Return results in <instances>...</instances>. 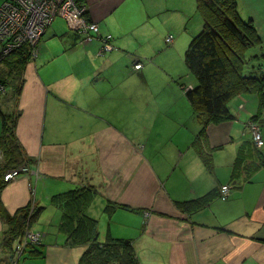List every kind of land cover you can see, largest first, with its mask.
Listing matches in <instances>:
<instances>
[{
  "label": "crops",
  "instance_id": "crops-1",
  "mask_svg": "<svg viewBox=\"0 0 264 264\" xmlns=\"http://www.w3.org/2000/svg\"><path fill=\"white\" fill-rule=\"evenodd\" d=\"M237 2L241 18L252 21L261 37L260 45L246 52L247 73H264V0ZM81 3L100 34L113 36L117 50L97 55L101 41L84 43L66 16L59 15L68 29L54 25L57 18L53 21L40 40V52L26 65L20 96L15 99L8 88L2 98L0 136L3 114H14L31 173L9 181L0 192V264L15 256L16 264H30L24 259L30 246L18 255L19 240H14L13 255L2 239L7 215L29 205L39 210L30 228L42 232L45 241L41 252L31 253L38 260L31 264H82L87 245L68 243L61 228L62 207L53 198L85 186L95 190L84 210L98 219L99 240H131L138 264H264V144L256 147L249 129L251 121L259 124L264 140V88L235 94L228 101L232 117L204 126L188 98L198 81L184 53L203 25L197 0ZM175 11L178 25L172 30L186 42L187 73H172L168 81L177 84L186 76L187 85L168 89L175 105L153 93L156 106L151 107L149 97H137L133 93L141 92L124 84L135 77L147 92L154 75L165 82L144 50L152 38L157 40V24L166 23L163 15ZM135 12L142 21L127 28L126 16ZM173 41L175 45L177 38ZM138 62L143 67L136 70ZM122 97L133 103L122 106ZM94 111L104 115L96 117ZM128 114L144 128L137 135L122 130ZM62 116L65 123L59 120ZM228 184L230 195L222 199L219 190ZM93 204L99 205L100 214L91 213ZM122 219L134 226V233L122 234L115 227Z\"/></svg>",
  "mask_w": 264,
  "mask_h": 264
},
{
  "label": "trees",
  "instance_id": "trees-1",
  "mask_svg": "<svg viewBox=\"0 0 264 264\" xmlns=\"http://www.w3.org/2000/svg\"><path fill=\"white\" fill-rule=\"evenodd\" d=\"M77 1L82 5L81 0ZM197 8L203 18V25L189 43L185 62L196 77L198 86L187 93L197 119L205 126L232 117L228 101L235 94L247 91L261 93L264 73H247L249 57L246 52L250 47L260 45L261 37L252 21L241 18L237 0H197ZM32 55V47L27 45L5 57H2L0 50V65L3 69L0 81L11 90L13 97L20 94L26 65ZM10 116H2L0 191L6 184L4 174L26 161L24 149L15 132L16 119ZM202 156L208 164L206 156L203 153ZM93 188H75L53 198V202L62 207L64 222L61 228L68 234V243L87 245L82 264H138L131 240L112 236H108L105 242L99 240L98 219L84 210L85 203L92 196L90 192H95ZM210 195L204 198L205 202L209 201ZM30 208L29 205L15 215H7L10 228L4 242L8 244L11 253L14 240L27 224L35 220L39 212L34 208L30 214ZM29 252L41 251L37 246H31Z\"/></svg>",
  "mask_w": 264,
  "mask_h": 264
},
{
  "label": "rangeland",
  "instance_id": "rangeland-1",
  "mask_svg": "<svg viewBox=\"0 0 264 264\" xmlns=\"http://www.w3.org/2000/svg\"><path fill=\"white\" fill-rule=\"evenodd\" d=\"M61 6L63 7L64 4H61ZM133 7H135V6H133ZM57 17H59V13L55 17V19ZM81 17H83L86 20V22H87L86 25L87 24H89V25H93V24L98 25V23H93L92 21L88 20L85 12L82 14ZM141 17L142 16L138 12H135L133 15L127 14V16H126L127 28L131 27L132 25H130V24L133 23V22H135V23H133V25H136V24H138V22L142 21ZM196 17L197 16H195L193 19L192 18L190 19V29H192V30H194V27L197 24V20L195 19ZM162 18L166 19L165 20L166 23L165 24H161V25L157 24V28L159 30V34L157 35V40H155L156 38H154V39L152 38V45L145 48V50H144L145 55L144 56H146L148 58L147 60L149 62L154 63L155 67L152 66V69L153 70L156 69L155 72H158L160 75H162V77L164 76L166 78V79H164L165 82H161V80L157 76L154 75L152 77L153 83H152L151 87L147 88V92L148 93L145 90H143V88L141 87V83L139 81H137L138 79L135 78V77H129L127 79V81L125 82V84H124V85H128L129 87H131V88H133L135 90L140 91L141 93H133L137 97L140 96V95H146L147 97H149L150 100L152 101L151 107H155L156 106V103L154 102L155 95L160 94V95H158V96H160L159 99L162 100L163 97H164L165 101L169 102V100H171L173 98V95L170 94L169 92H167L170 87H176V85H177V87H179L180 85H182V86L183 85H185V86L187 85V77L186 76L180 77L178 79L179 82L177 84L168 81L169 76L172 73H178V72L181 73V74H186L187 73L186 68H185V64H184V53L185 52L183 53V50L185 48V43L186 42H184V38L181 35H178L175 31L172 30V27H176L178 25V12L177 11H175V13L174 12H170L167 16L163 15ZM69 20H70L69 24L70 25L73 24V22H71V19H69ZM124 24H125V21H124ZM54 25L65 26L68 29L67 22L65 20L61 19V18H57V20L55 21ZM98 27H99V25H98ZM167 28H168V31H167ZM72 30L75 31L76 34H78L82 38H83V35L87 36V34H89L88 31H81V30H79V29H77V28H75L73 26H72ZM102 36H106V35H98V32H95V34L93 36H91L92 37L91 41L99 39L101 41V44L103 45L104 40H103ZM165 36L167 38H165ZM171 36H172V38L170 39ZM174 38L175 39L177 38V42H176L175 45L173 44V42H174L173 40H175ZM86 40L84 41V43L86 42ZM91 41H88V42H91ZM106 42L110 43V41H106ZM153 43H157L156 44L158 46L157 50H154V44ZM159 44H161V45L159 46ZM1 47L2 46H1V43H0V50H1ZM37 50H38V52H40V44L38 45ZM115 50H117L116 46H115V48L112 51H115ZM112 51H109V52H112ZM98 53H99V50L97 52V55H99ZM105 53H103V54H105ZM103 54H101V55H103ZM250 54L251 53H249V55ZM33 58H34V55H32V58L30 60H32ZM151 58H153V59L151 60ZM133 71L134 70H130V72H133ZM152 74H153V72H150V76ZM191 78L193 79V76H191ZM159 90H161V92L162 91H164V92L158 93ZM7 91H6V93H0V105L2 103V98L7 94ZM153 93H155V95ZM163 93H165V96L163 95ZM178 94L179 93H177L176 96H178ZM122 95H123V92H122ZM18 96H20V94ZM18 96H15V99H17ZM132 103H133V101L131 99H126V97H122V106H128V105H130ZM159 105L167 106V105H175V104H174V101H170L167 105H163L162 103L159 104ZM179 106H183V105H179ZM173 107H177V106H173ZM98 112H95V114H94L96 117H99V115H101V114L104 115L103 114L104 112H102V111H98ZM13 117H14V114L10 116L11 119ZM130 117H131V115L128 114V115L125 116L124 120H122V121L128 120V122L123 123L122 130H123L124 134H128V135H135L136 134L137 135L139 133L138 131H139V129H141L142 125L140 124V122L135 121L134 118L132 120H130ZM59 120H60V122L65 123L66 118H65V116H62ZM2 155H3L2 151H0V159H2ZM0 161H2V160H0ZM21 167H26L27 171L20 172V175H22V174L29 175L31 173V169H30V167L28 165H26V163H23L22 165H19L16 168H21ZM13 169H15V168H13ZM13 169H9L3 176V179L6 182V184L9 181H12V180H14V179H16L17 177L20 176L19 175V176L15 177V178H10V179L6 180L5 179V175L7 173H10V171L13 170ZM49 196L51 198V195H49ZM99 197H96V199H94V200L98 202ZM31 204H33V203H31ZM98 207H99V205L98 206H94V204H93L92 207H90L89 210L91 211V213L93 212L92 214L98 215V214H100V210H99ZM29 212L31 214L33 212V209L30 208ZM94 212H96V213H94ZM97 218H99V217H97ZM99 220H101V219H99ZM31 223L26 225V227L24 228L23 232L19 235V237L20 236L23 237L22 240H21L22 243H23L24 242V238L29 233H31L30 234L31 237H33L34 233L35 234H39L40 233L39 235L35 236V239H33V241H35L37 243H29V244H30V247L31 246H37V248H41L42 245L45 244V241H43L44 234L42 232H40V231L32 230V228H30L31 227L30 226ZM100 223L104 224L105 222H103L101 220ZM126 224H129V223H127L125 220L122 219V221H120L117 225H115V227L119 231H121L122 234H129V233L132 234V233H134L135 232L134 226L129 227ZM9 228H10V226L8 224V227L2 231L3 242H4L5 238L7 237V232L9 230ZM123 238H126V237H123ZM16 239L19 240L18 238H16ZM29 244H27V245H29ZM3 245L9 250L8 244H5V242H4ZM13 252H14V249H13ZM26 255H28V256H25L24 259H26V260L29 259L28 262L30 264L32 262H34V261H38L37 259H34V255L33 254L28 252ZM14 258L16 259V256Z\"/></svg>",
  "mask_w": 264,
  "mask_h": 264
},
{
  "label": "built area",
  "instance_id": "built-area-1",
  "mask_svg": "<svg viewBox=\"0 0 264 264\" xmlns=\"http://www.w3.org/2000/svg\"><path fill=\"white\" fill-rule=\"evenodd\" d=\"M61 4H64V6L62 7ZM85 9V6L81 5L77 0H0L1 52L3 54H8L22 46H35L51 26L58 13L59 15L66 16V19H71V22H73L71 25L75 28L89 32L87 36L83 35V42L86 39V42L91 41V36H93L95 32H98V35L101 34L98 25H86V20L81 17ZM68 15L70 17H68ZM102 37L104 43L103 45L101 44L99 55L112 51L115 48L113 36L111 34H106V36ZM171 38L172 36L170 39ZM106 41H110V43ZM34 51H36L35 48ZM142 67V62H138L134 66L136 70ZM6 91V85L0 81V93H6ZM249 129L255 146L261 148L264 144V140L260 132L259 124L251 121L249 123ZM23 171H27V168H15L5 175V179L15 178ZM230 192L231 185H224L219 190V196L222 199H227ZM30 234L31 233L24 238L23 243L21 241L23 237H18L19 241L15 247L16 254L20 255L27 244L37 243L33 241V239L40 233H34L33 237H31Z\"/></svg>",
  "mask_w": 264,
  "mask_h": 264
},
{
  "label": "flooded vegetation",
  "instance_id": "flooded-vegetation-1",
  "mask_svg": "<svg viewBox=\"0 0 264 264\" xmlns=\"http://www.w3.org/2000/svg\"><path fill=\"white\" fill-rule=\"evenodd\" d=\"M39 43H40V41H39ZM39 43H37L35 46H31V47H32V50H33V55H34V56L37 55V53H38L37 48H38ZM34 48L36 49V51H34ZM14 51H16V50H14ZM14 51H12V52H10V53H8V54H3V53H2V57H5V56L11 54V53H13ZM2 70H3V69H2V67H1V65H0V72H1ZM0 74H1V73H0ZM7 90H8V87H7ZM16 263H17V260H16L15 258H14L13 260L9 261V264H16Z\"/></svg>",
  "mask_w": 264,
  "mask_h": 264
}]
</instances>
